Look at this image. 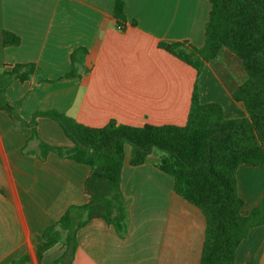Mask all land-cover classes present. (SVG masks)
<instances>
[{
    "label": "crops",
    "instance_id": "1",
    "mask_svg": "<svg viewBox=\"0 0 264 264\" xmlns=\"http://www.w3.org/2000/svg\"><path fill=\"white\" fill-rule=\"evenodd\" d=\"M115 1L0 0V67L35 65L29 80L14 81L6 91L23 119L54 110L92 128L111 120L135 127L185 125L196 71L158 44L203 47L208 0H121L125 31L116 28ZM5 31L19 37L18 46H4ZM76 51L82 52L72 60ZM73 71L75 76L66 77ZM246 79L241 61L221 49L197 78L199 101L219 104L226 119L244 118L232 94ZM36 132L32 140L30 128L16 126L0 111V264H39L36 237L69 206L88 201L87 166L55 152L41 158L39 141L73 146L60 126L39 118ZM126 148L120 180L126 234L119 236L102 219L91 220L76 232L73 257L58 264H200L205 219L158 168L164 152L152 151L144 164L132 167ZM236 180L241 214L248 216L264 194V164L241 165ZM63 252L57 244L41 264L59 261ZM235 262L264 264V225L249 232Z\"/></svg>",
    "mask_w": 264,
    "mask_h": 264
},
{
    "label": "trees",
    "instance_id": "2",
    "mask_svg": "<svg viewBox=\"0 0 264 264\" xmlns=\"http://www.w3.org/2000/svg\"><path fill=\"white\" fill-rule=\"evenodd\" d=\"M210 11L204 26L205 43L201 48L187 42L159 43L158 48L196 71L191 103L185 125L117 124L111 120L102 128L77 123L54 110L35 112L27 121L19 114V104L7 100L6 91L14 81L25 82L35 70L33 64L0 67V111L6 112L18 127L31 129L38 139L37 120L56 122L73 146L53 148L39 141L41 158L55 152L89 168L83 192L86 204L69 206L59 220L36 237L39 264L45 252L62 245L59 261L73 257L78 229L95 219L112 226L119 236L128 229L126 200L120 190L125 146L131 148L129 165L144 164L157 148L164 152L158 168L174 181V192L197 207L205 219V234L200 264H236L235 254L249 232L264 225V194L248 216L241 214L236 172L241 166L264 164V0H208ZM116 28L125 31L124 3L113 7ZM133 24V23H132ZM20 39L3 33L5 47L18 46ZM229 50L242 63L246 81L232 94L243 105L246 117L226 119L217 103L201 104L197 78L205 63ZM82 51L72 54V60ZM75 76V71L66 77Z\"/></svg>",
    "mask_w": 264,
    "mask_h": 264
},
{
    "label": "rangeland",
    "instance_id": "3",
    "mask_svg": "<svg viewBox=\"0 0 264 264\" xmlns=\"http://www.w3.org/2000/svg\"><path fill=\"white\" fill-rule=\"evenodd\" d=\"M129 151H130V148H129V146H127V148H126V153H127V155H128V153H129ZM153 151H154V153H158V152L161 151V150L155 148ZM161 152H162V151H161ZM53 255H55V253H53ZM50 257H51V256H50Z\"/></svg>",
    "mask_w": 264,
    "mask_h": 264
}]
</instances>
